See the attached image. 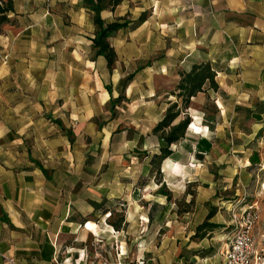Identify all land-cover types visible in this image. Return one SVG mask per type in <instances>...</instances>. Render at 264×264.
<instances>
[{
	"label": "crops",
	"instance_id": "obj_1",
	"mask_svg": "<svg viewBox=\"0 0 264 264\" xmlns=\"http://www.w3.org/2000/svg\"><path fill=\"white\" fill-rule=\"evenodd\" d=\"M0 1L13 5L0 22V264H173L172 255L156 253L153 233L156 226L160 229L169 225L165 219L175 212V200L183 195L187 183H193L182 175L183 171H197L208 164H194L192 159L196 154L202 159L216 150L214 137L189 127L185 138L172 144V154L155 162L154 156L161 153L165 141L153 134V129L164 118L168 105L158 109L162 92L153 80L135 78L127 87L118 89L119 78L113 76V87L102 78L110 69L105 57L98 56L93 47L94 14L83 0ZM175 1L166 0L163 8L197 6L209 21L196 27L194 40L180 39L179 51L160 48L163 56L155 62V68L163 71L160 76L168 77L175 85L180 79L179 70L189 71L194 64L211 62L217 71L219 91L201 92L193 100L214 99L223 122L232 116L227 105L230 100L236 104L264 103V0ZM130 2L125 0L115 10L105 9L101 15L111 22L126 17L133 11L131 7H141H130ZM148 7L154 11L157 7V13L160 8ZM170 23L164 20L160 25L170 31ZM122 53L118 50L119 59ZM90 55L94 57L89 59ZM177 55L184 57L172 64ZM72 58L76 64L87 62L101 67L97 89L102 100L105 92L108 94L102 105L108 104L112 96L118 98L121 90H125L127 99L137 98L130 100L128 109L132 122L119 131L118 125L115 129L110 122L99 126L93 123L97 115L93 108L86 118L81 115L84 124L80 133H100L104 157H109L110 152L117 155V162L106 159L94 164L99 170L97 175L76 173L77 168L85 170L89 163L77 162L70 145L55 142L62 139L60 133L69 127L68 121L44 113V98L29 94V88L47 84L51 88L47 102L54 104L60 99L56 90L60 86L59 66L68 65L66 77L72 81ZM144 83L149 87L147 94L141 90ZM194 101L188 110L192 119L196 112L204 115ZM55 120H60L64 129ZM192 122L199 124L203 132L210 130L208 123ZM213 131L209 135H214ZM60 145L64 147L63 156L56 153ZM43 152L47 160L42 158ZM167 162L182 165L181 173L166 171ZM63 166L68 168L65 173H61ZM155 170L162 173L159 178ZM233 179L234 176L227 178ZM67 183L72 186H65ZM90 183H99L100 189L82 186ZM173 199L175 206L164 215L163 223L156 222L158 213ZM204 208L205 205L196 206L200 212ZM113 210L125 213V219L114 222ZM90 222L97 225L96 231L90 230ZM165 242L181 251L178 242Z\"/></svg>",
	"mask_w": 264,
	"mask_h": 264
},
{
	"label": "rangeland",
	"instance_id": "obj_2",
	"mask_svg": "<svg viewBox=\"0 0 264 264\" xmlns=\"http://www.w3.org/2000/svg\"><path fill=\"white\" fill-rule=\"evenodd\" d=\"M182 1L189 3V0ZM192 1L194 0H191V3ZM165 2L166 0H131L129 3L130 7L141 6L140 8L131 7L133 11L126 15L125 18L132 23L128 28L121 30L123 31L122 33H114L109 38L116 52L118 50L123 52V58L119 59V55L117 54L118 60L114 68L104 72L102 77L112 87L113 76L115 79L119 78L118 89H121L124 86V81L133 74V80L135 78H139L143 82L144 80H153V84L155 86L158 85L162 92V101L158 103V109L161 106L165 107V104L169 107L171 102L177 101L176 96H173L172 92L175 91L181 79L180 76L177 84L175 83L174 85L168 77L160 76L163 71L160 68H155L158 67L156 66L157 63H155L156 60L163 56L161 51H159L162 50L160 48L166 47L179 51L181 47L180 39L182 41L187 39L189 42L194 40V30H196V27L209 21L207 14L200 7L178 5L163 8ZM175 2L179 4L180 0H176ZM82 3L84 6H89L84 0ZM154 5L160 6L158 13L156 12L157 7L155 11L148 7ZM141 16L145 17L146 20L144 22L139 21ZM164 20H171L169 24L170 31H167V27L166 31H164L165 27L160 25ZM81 44L83 45L82 42ZM204 48H207L206 45H204ZM61 57L63 56L61 55ZM93 57V55H90L88 58L92 59ZM183 57L181 55L175 56L172 64L181 61ZM72 60L74 65V78L72 81L67 80L66 77L68 74L66 66L68 65L61 63L59 66L61 76L59 79L60 86L56 90H59L60 99L54 104L47 102V96L51 90L47 84L37 86L36 88H29V94H35L38 97L44 98L43 107L41 108L44 113L61 116L68 121L69 127H66L67 129L60 133L62 139L55 142L70 145L73 148L75 157L78 159L77 162H84L86 160L89 163V166L85 167V170L82 167L77 168L75 170L76 173L97 175L99 170L94 164L103 162L106 159L109 160L107 162H117V155H111L112 153L110 152L109 157H104L105 151L101 147L104 140L100 133H96L93 136H89L83 132L80 133V126L84 124L81 115L86 118L88 110L93 108L97 114L92 119L93 123L99 126L110 122L115 129L118 125L117 129L119 131L121 126L132 122L133 116L128 109L132 105L130 100L137 98L127 99L124 94L125 90H121L118 96H122L123 98L120 102L114 106L112 101H109L106 105H102L101 102L106 99L107 94L105 92L102 100L101 92L97 89V84H100L98 69L101 71V67H94L90 63V65H87V62L76 64L77 62L74 61V58ZM179 71L181 74L182 71ZM67 83H69V86H67ZM141 90L147 94L149 87L145 85ZM211 95L217 97L212 91ZM218 95L223 96L221 93ZM193 101L192 98L191 106L186 112H183L177 122L188 116L191 122L208 123L210 130L208 129L207 132H203L202 127L196 122H192L191 128L197 133L202 132L204 135L208 134V136L214 137L213 139L217 147L216 150L208 154V156H203L202 159L197 154L193 156L192 163L208 162L205 167H200L197 171L193 172L189 169L185 172L183 171L182 175L193 181V183H187L183 187L182 190L184 192L181 193L183 195H179L175 200L176 206L173 199L164 210L158 213L155 220L162 224L164 215L166 216L174 206L176 208L175 212L168 219H165L169 225L164 226V229H159L156 226L154 233L152 232L156 238V247L154 249L157 254L172 255L174 258L172 260L173 264H221L224 238L232 232V210L234 205L243 198L245 202L257 204L260 221L256 229V235L264 232V190H262V185L264 186V103L253 101L236 104L234 100H230L227 102V105L232 110V116L223 122L215 100L211 97L206 99L202 97L199 101L195 99L194 104L204 110V115L203 112H196L193 114L194 119H192L188 110L192 107ZM141 104H143V101ZM112 106L113 109H111ZM198 111H200L199 108ZM72 115L79 117H72ZM47 126L50 127L51 124L48 123ZM189 127L190 125L188 129ZM44 128H46V121ZM87 129L85 128V130ZM212 131L214 135H209ZM45 134L46 129L44 131ZM161 134L163 132L157 135L162 136ZM210 148H212V145H210ZM56 153L59 156L65 154L63 145H60ZM42 158L48 159L46 152H43ZM160 161L161 159H156L155 162ZM164 168L168 172L181 173L183 166L167 162ZM67 169V166H63L61 173H65ZM153 173H155L157 178L162 174L156 170ZM229 176H234V179L228 181L227 178ZM83 185L87 188L91 187L92 190L98 191L100 189L99 183ZM65 186L70 188L72 185L71 183H67ZM74 187H77V184ZM197 205H205L206 208L200 212L196 209ZM119 207L121 209L124 208L122 206ZM113 214L112 218L114 222H121L125 219V213L123 212L117 213L113 210ZM209 214L213 215L210 219H207ZM111 215L112 213L109 217ZM204 222L218 224V227L214 230L203 229L202 231H198L197 227ZM152 224L153 220L151 219L150 225ZM88 226L90 230L96 231L97 229V225L94 222H90ZM169 240L173 243L178 242V246L181 244V251L180 247L175 248L172 244L165 242ZM209 257L213 258L210 259Z\"/></svg>",
	"mask_w": 264,
	"mask_h": 264
},
{
	"label": "trees",
	"instance_id": "obj_3",
	"mask_svg": "<svg viewBox=\"0 0 264 264\" xmlns=\"http://www.w3.org/2000/svg\"><path fill=\"white\" fill-rule=\"evenodd\" d=\"M88 4L89 9L94 14V23L96 25V32L92 38L93 47L96 49L98 56L105 57L107 66L110 70L114 68L115 63L118 60V55L115 48L109 41L112 34L117 33L123 29H126L132 23L125 17L117 18L115 21L107 22L101 15L105 9L115 10L125 0H84ZM0 3V22L6 19V12L10 10L12 2ZM145 17L141 16L139 21H145ZM181 79L176 86L175 91L172 92L173 96H176L177 101L171 102V105L166 110L164 118L153 129V134H161L165 145L161 148V153L154 156L156 159H165L172 154V144L183 140L186 136L188 126L192 127L190 117H186L178 123H175L178 118L181 117L183 112L191 106L192 98L197 96L201 92H207V90L219 91V84L216 80L217 71L215 70L211 62L197 63L192 66L189 71L182 72L180 74ZM134 74L128 77L124 81V87H127L133 80ZM109 92L112 95L111 90ZM107 94V92H106ZM108 96V94H107ZM122 96L118 98H111L113 106L122 100ZM56 123L63 128L60 120H55ZM64 129V128H63ZM213 214H209L207 219H210ZM218 227V224L204 222L197 227L198 231L203 229L214 230Z\"/></svg>",
	"mask_w": 264,
	"mask_h": 264
},
{
	"label": "built area",
	"instance_id": "obj_4",
	"mask_svg": "<svg viewBox=\"0 0 264 264\" xmlns=\"http://www.w3.org/2000/svg\"><path fill=\"white\" fill-rule=\"evenodd\" d=\"M244 200L232 210V232L224 238L223 264H264V232L256 235L258 207Z\"/></svg>",
	"mask_w": 264,
	"mask_h": 264
}]
</instances>
